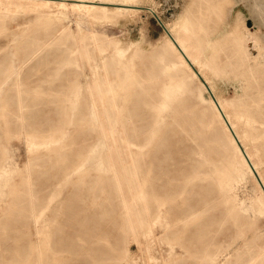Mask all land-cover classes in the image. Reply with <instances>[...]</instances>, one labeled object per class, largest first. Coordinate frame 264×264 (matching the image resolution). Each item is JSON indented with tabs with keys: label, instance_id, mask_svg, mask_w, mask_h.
I'll return each instance as SVG.
<instances>
[{
	"label": "rangeland",
	"instance_id": "obj_1",
	"mask_svg": "<svg viewBox=\"0 0 264 264\" xmlns=\"http://www.w3.org/2000/svg\"><path fill=\"white\" fill-rule=\"evenodd\" d=\"M133 2L144 8L120 14L111 10L108 18L90 17L75 8L59 7H52L57 15L45 22L37 20L34 10L13 7L5 16L0 13V264H39V252L28 249L31 242L42 250L43 264H248L254 256H257L254 264H264V214L255 210L254 197L259 192L250 171L242 165L232 171L225 166L223 170V187H232L231 193L248 214L247 220L231 219L218 191V179L205 177L207 168L201 165L198 155L178 159V167L186 168L184 174L173 177L164 173L165 163L158 160L168 161L170 157V140L167 141L166 135L159 140L153 165L157 176L153 182L164 187L153 188L156 201L146 216L147 223L138 230V240L126 235L120 226L110 227L109 221L101 219V228L96 227L95 236L85 232L84 225L93 227L98 216L105 219L120 208L117 195L109 185L110 168L105 160L112 141L97 129L102 113L99 100L104 96L99 95L102 90L96 87L101 85L98 81L102 80L105 61H110L109 83L121 114L138 117V123L155 117L152 128L156 134L164 127V119L182 123L175 107L181 110L186 105L184 114L191 112L195 116L206 106L210 108V97L204 87L192 77H181L171 67L167 36L160 21L177 25L189 15L196 24L200 22L205 29L221 35L232 31L231 28L235 30L236 26L241 31L248 28L255 36L248 41L250 58H228L238 70L220 76L215 89L223 101L246 95L251 101L250 108L264 121V73H259L264 68V0ZM91 33L107 39L106 48L100 53L86 39L93 52L89 60L83 59L81 68L72 52L70 35H77L84 46L82 36ZM254 39H258L259 46L254 47ZM228 44L224 43L226 52L222 51L221 55L224 59L233 51ZM24 50L26 54L22 56ZM94 84L93 92L85 91L87 85ZM154 98L161 101L158 112L152 104ZM158 113L162 117H156ZM259 124L258 131H264V123ZM177 125L173 126L177 132V151H181L184 143L194 146L191 140H182L180 134L184 132ZM139 131L142 134L144 130L139 128ZM258 143L264 154V134ZM210 144L216 150L220 148L218 141L211 140ZM196 170H199L197 177L186 183V178ZM140 176L143 180L147 178L146 172ZM104 177L106 180H101ZM62 178L66 191L60 194L57 184ZM73 185L78 193L71 191ZM12 188H31L41 196L35 217L25 214L29 209L18 207H26L27 199L16 201L5 212ZM195 191L199 198L210 203L207 209L196 207L195 210L200 208L196 211L198 218L186 224L182 212L196 198ZM82 199L80 203L86 206V211L84 214L81 210L76 220L94 212L97 216L84 219V224L79 225L69 215L74 203ZM101 230L106 233L101 235ZM65 237L76 248L79 245L92 248L100 242L103 251L85 254L82 250H64L54 258L50 250L64 246L65 240L60 239ZM16 244L27 247L28 251L14 250ZM214 244L223 250L216 258L211 251Z\"/></svg>",
	"mask_w": 264,
	"mask_h": 264
},
{
	"label": "bare ground",
	"instance_id": "obj_2",
	"mask_svg": "<svg viewBox=\"0 0 264 264\" xmlns=\"http://www.w3.org/2000/svg\"><path fill=\"white\" fill-rule=\"evenodd\" d=\"M102 3H104L105 5H103ZM219 6L221 7V5ZM13 7L36 11L37 20L39 22H45V20H48L49 18L57 15V13H54L52 7H59L63 9L75 8L90 17L96 18H108L110 16L109 14H111L109 13V11L111 10L115 13L120 14L125 12H135L139 9L144 8V6L136 4L135 2H133V0H74L72 3L68 2V0H0L1 15L4 14L5 16L6 12H9ZM261 7L262 3L259 9ZM148 10L152 11L153 13L155 12L152 8L149 7ZM160 22L167 36L166 43L168 45V50L170 53L169 58L172 62L171 67H173L175 70H178L181 77H184L185 79L192 77L204 87L210 97V108H208L209 106H206L204 109H202L201 112H198L197 116H195L191 112L188 114H184L186 105H183V108L181 110L178 109L179 106L175 107L176 114L178 117L181 116L182 123H178L177 119H175L172 123H169L164 119V127L159 130L160 134H156V131H154V129L152 128L153 124H155V122L153 121L155 117H152V119L148 121H144V123H138V117L133 116L129 113L121 114L120 104L118 103L115 94H112L113 88L109 83L110 61L104 62V73L102 75V80L98 81V84L101 83V85L96 87L102 90L99 92V95L101 97L102 95L104 96L103 99L99 100L102 102V113L101 118L97 123V129L100 135L110 137L112 141V147L108 148V150L105 152V160L110 168V174L108 177L109 185L117 195L118 202L120 203V211L119 209L116 210V213L113 212L109 217L105 219L98 216L99 219L97 222H95L96 225L93 227L87 224L84 225L86 227L85 232L91 233V235L94 234L96 227L100 224L101 219L103 221H109L110 227H112L113 225H118V227L120 226L122 228V231L126 235L131 234L134 236L135 240H138V230L140 229V227L147 223L146 216L151 213L153 204L156 201L153 188L164 187V185L161 183L158 184L153 182L154 178L157 177L153 171V165L156 161L154 152L159 146V140L164 135H166L167 141L170 140L168 150L170 157L168 158V161L167 158H161L158 160L159 163H165L163 168L164 173H166L167 175L172 174L173 177L184 174L186 172V168L183 166L178 167V159L182 158L181 156H187L188 158H191L193 155H198L199 158L202 159L201 165L207 168V174L205 175V177L208 178L209 176H211L214 178V180L218 179L216 182H218V187L220 189H217L219 193H221L223 202L226 203L227 216L234 220L237 218L241 220H247L248 214L244 212V210L240 207L237 198L231 193L232 187H223L222 185V176L224 175L223 170H225V166L227 169L229 168V170L232 171L235 170L238 165H242L252 174L257 186V190L259 192V194L254 197L255 210L260 214H264V154H262V147L258 143L259 137H263L264 134V131H258V127L260 126L259 123H264L263 119H261L263 117L255 114V112L250 108L251 101L247 99L246 95L242 94L238 97L231 98V100L223 101L219 98L215 89L217 81L219 80V78H221L220 76L228 75L229 73L238 70V66L235 67V64L231 61L233 57L234 59H238L241 56L245 57L246 59L250 58L248 41L250 39H253L255 36L253 37L252 32H250L248 28L241 31L240 29H236L237 26L235 27V30L231 28L232 31L225 32L224 35L214 34V32H212L211 30L205 29L202 23L198 22L196 24L189 15H186L181 21H179V24L177 25L172 24V26H169L167 23H164L162 21ZM200 27L204 28L197 29ZM62 29L65 28L62 27ZM218 30L219 29H217V31ZM70 37L74 45V47L72 48V52L75 54L77 65L81 68L84 65L83 59L86 58L89 60L93 52L89 48L86 39H88V43L93 44L95 50L100 53H102L106 48L107 39L100 38L96 33H91L87 37L82 36L81 40L86 42L84 46L80 45V39L77 35L71 34ZM224 38H226V40H224ZM253 41L254 47L259 46L258 39H254ZM109 42L111 43L112 41ZM226 42L233 47V51L232 53L230 52L231 55H229L228 53L226 55V59H224L221 57V55L222 51L226 52L224 46V43L226 44ZM17 54L18 53H16V55ZM25 54L26 53L24 50L22 56H24ZM228 58H231V60H229ZM247 63H249V61ZM232 65L234 67H232ZM262 72L264 73V68L259 69V73L261 74ZM251 74L254 75L253 71ZM95 86V84L93 86L87 85L85 87V91L91 93L96 89ZM153 88L157 89L156 86H154ZM95 100H97V98H95ZM160 103V100L156 98L153 99L152 104L157 108L155 110L157 112ZM192 110L194 109L191 108V111ZM156 117L160 118L162 117V115L158 113ZM20 120L21 124H23V117ZM174 125L182 128V131L184 132V134H180L182 140H184V142L185 140H191L194 143V146H189L184 143L181 144L183 146L181 148V151H177L175 145L177 132L175 130V127H173ZM139 128L144 130L142 134L140 133ZM211 140L218 141L220 144V148L217 150L216 148L214 149V147H212L210 144ZM213 151L217 152L215 153L217 156L213 155ZM142 158H144L143 161ZM142 163H144L145 166H141ZM170 164L171 166H176L170 167ZM169 167L171 168L170 170ZM198 171L199 170H196L189 177H187L186 183H189L192 179L196 178ZM142 172H146L147 175V178L144 180L140 176ZM166 174H164V176H166ZM106 178L107 177L101 178V180H106ZM63 179L65 178H62L57 184L60 189L56 191L60 194L64 190L66 191V189L63 187ZM146 181L149 183L148 185H146ZM74 186L75 185L72 186L71 191H75L78 193V190H75ZM9 194L11 196V199L10 202L8 201L9 204L6 209H4L5 212H8L10 207L13 206L16 201L21 202V200L27 199L28 204L26 207H18H20V209H29L28 213L25 214L27 216L32 215L35 217V209L39 201H41L42 199L41 196L37 194V192L35 193V191L31 188L27 190L26 188H12ZM28 194L30 195L28 196ZM194 194H196V198H194L188 205L187 209L182 212V220L186 224H190L198 218L199 215L196 214V211L200 208H197V210H195L196 207L201 206L207 209L210 203L207 199H203L201 197L199 198L198 191H195ZM81 201H83V199L79 200L78 203H74V205L71 207L69 219L70 217H72L76 220L78 215L81 213V210H83L82 213L86 211V206L83 207L80 203ZM165 201L166 200H163L164 203ZM96 216L97 214L94 212L90 215L84 216L83 218H81V220L77 219L78 221L76 220V223L80 222L78 223L79 225L84 224L82 220L96 218ZM22 218L26 220L25 216H23ZM33 220H35V218ZM24 224H26V222ZM104 230L109 231L107 228ZM104 230H101L100 234L104 232ZM104 233H102L101 235H103ZM197 233H195L196 236L200 234ZM95 235L96 234H94V236ZM17 239L18 238H16V240ZM69 239L70 238L66 237L61 238L60 240H65L64 246H60L57 249L54 248L50 250L49 254L54 256L55 258L57 256H60L58 252H62L64 250H82L85 252V254H95L96 251H103L100 242L97 243L96 241H94L96 242V245H94V247L92 248H84V245H79V247L76 248L70 246L71 240L69 241ZM74 241L77 242L76 240ZM31 244H28V249H30V251L34 249V251L37 250L36 252H39V264H43V261L41 259V257L43 256L42 250L34 245L33 242H31ZM213 246L214 249L212 248L211 251L212 255L215 258L220 254H223V250L219 247V245L214 244ZM207 248H209L210 250L211 247H206V249ZM13 249H23L24 251H28L27 247L23 248L22 245L20 247L17 244ZM256 257L257 256L252 257L251 261L248 264H254V260L256 259Z\"/></svg>",
	"mask_w": 264,
	"mask_h": 264
}]
</instances>
